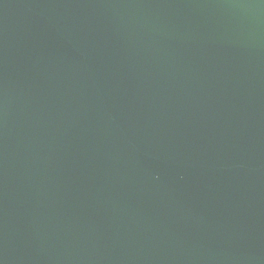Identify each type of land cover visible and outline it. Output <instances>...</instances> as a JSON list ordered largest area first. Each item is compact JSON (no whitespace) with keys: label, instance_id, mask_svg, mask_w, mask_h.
Returning <instances> with one entry per match:
<instances>
[{"label":"water","instance_id":"obj_1","mask_svg":"<svg viewBox=\"0 0 264 264\" xmlns=\"http://www.w3.org/2000/svg\"><path fill=\"white\" fill-rule=\"evenodd\" d=\"M0 264H264V0H0Z\"/></svg>","mask_w":264,"mask_h":264}]
</instances>
